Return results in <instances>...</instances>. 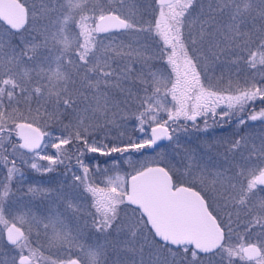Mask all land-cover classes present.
<instances>
[{"label": "snow or ice", "instance_id": "obj_1", "mask_svg": "<svg viewBox=\"0 0 264 264\" xmlns=\"http://www.w3.org/2000/svg\"><path fill=\"white\" fill-rule=\"evenodd\" d=\"M0 264H264V0H0Z\"/></svg>", "mask_w": 264, "mask_h": 264}, {"label": "rangeland", "instance_id": "obj_2", "mask_svg": "<svg viewBox=\"0 0 264 264\" xmlns=\"http://www.w3.org/2000/svg\"><path fill=\"white\" fill-rule=\"evenodd\" d=\"M259 130V125L254 131ZM238 131L235 124L232 125H223V126H213L208 129L207 132L203 131H195L191 130L188 133H180L179 134V143L174 142H166L163 145H160L155 149V151H150L144 153V155L139 156L137 160H143L147 157H157L158 154H163L168 158L173 160V163L180 161L185 153V151H194L200 155H213L215 156L216 149L212 146L217 145L218 142L224 139L232 138L234 133ZM253 131V130H248ZM244 134V133H241ZM54 151L49 149V152ZM100 161H104V159H100ZM91 164L95 165V163L91 161ZM46 163V162H41ZM68 163V162H66ZM71 165L75 166L74 163ZM103 166V165H102ZM73 170L75 168L73 167ZM22 171L24 172V180L15 184L16 189H20L17 193L18 198H23L27 201L28 197L25 195L27 188L29 186H42L45 188L56 189L62 186L63 182L66 178H70L71 172H68L64 165H59L56 168V171L46 174H41L33 171L30 167L25 166ZM70 182V179H69ZM35 205L34 210L43 211L44 209L49 207L48 201L41 202L39 198L33 201Z\"/></svg>", "mask_w": 264, "mask_h": 264}, {"label": "trees", "instance_id": "obj_3", "mask_svg": "<svg viewBox=\"0 0 264 264\" xmlns=\"http://www.w3.org/2000/svg\"><path fill=\"white\" fill-rule=\"evenodd\" d=\"M163 145V144H162ZM144 153H147V152H145L144 151ZM89 155H91V154H89ZM139 156H141V155H139V154H136V153H133V159H138L139 158ZM100 159H104V160H107L108 158H106V157H99ZM93 163H96V162H93ZM127 166L125 165V168H126Z\"/></svg>", "mask_w": 264, "mask_h": 264}, {"label": "water", "instance_id": "obj_4", "mask_svg": "<svg viewBox=\"0 0 264 264\" xmlns=\"http://www.w3.org/2000/svg\"><path fill=\"white\" fill-rule=\"evenodd\" d=\"M166 142H168V141H161V142H159V146L162 145V144H165ZM148 151H151V149L145 150V152H148Z\"/></svg>", "mask_w": 264, "mask_h": 264}, {"label": "flooded vegetation", "instance_id": "obj_5", "mask_svg": "<svg viewBox=\"0 0 264 264\" xmlns=\"http://www.w3.org/2000/svg\"><path fill=\"white\" fill-rule=\"evenodd\" d=\"M66 162H67V161H66ZM91 162H97V161L92 160ZM71 163H74V164H75V159H73V160L71 161Z\"/></svg>", "mask_w": 264, "mask_h": 264}]
</instances>
